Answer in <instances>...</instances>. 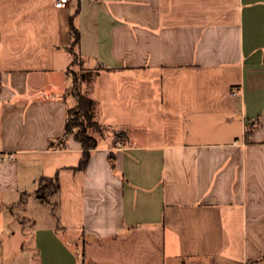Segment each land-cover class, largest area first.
Listing matches in <instances>:
<instances>
[{"label": "crops", "instance_id": "0c3cea01", "mask_svg": "<svg viewBox=\"0 0 264 264\" xmlns=\"http://www.w3.org/2000/svg\"><path fill=\"white\" fill-rule=\"evenodd\" d=\"M72 21L123 132L85 169ZM0 264H264V0H0Z\"/></svg>", "mask_w": 264, "mask_h": 264}, {"label": "trees", "instance_id": "16d2710c", "mask_svg": "<svg viewBox=\"0 0 264 264\" xmlns=\"http://www.w3.org/2000/svg\"><path fill=\"white\" fill-rule=\"evenodd\" d=\"M72 41L68 46V49L72 55L71 64L75 61V56L80 55L78 46L80 43V32L77 26L72 21L71 24ZM100 68H108L107 66H99ZM68 74L70 69L68 68ZM78 76H75L71 82L73 86V94L76 98V103L68 107V115L66 121V130L62 137L52 139L50 141V147H64L70 134L82 143L83 155L79 162L78 168L85 169L92 149L98 145V139L96 136L89 133V126H93L98 132H103L102 124L95 119L96 115V103L95 100L89 97L86 93L77 89ZM253 129V124L247 127L246 135L250 138V133ZM123 133V132H121ZM117 138L120 136L116 135ZM110 157L113 159V152L110 153ZM60 189V179L58 175L55 176H42L39 180L38 186L35 190L37 197L41 199H50V196L57 194ZM57 204V203H55Z\"/></svg>", "mask_w": 264, "mask_h": 264}, {"label": "rangeland", "instance_id": "374dc122", "mask_svg": "<svg viewBox=\"0 0 264 264\" xmlns=\"http://www.w3.org/2000/svg\"><path fill=\"white\" fill-rule=\"evenodd\" d=\"M68 58L69 60L71 59V56L68 55ZM93 66V63L92 61H87L85 62V60L81 57V55H76L75 56V61L70 64V74H69V78H70V84L68 86V89H67V94L70 98H74V94H73V86L71 85V82L73 80V78L75 76H78L79 80H78V84H77V89H79L81 92L83 93H90V94H94V95H100L101 93V85L99 83V79L96 80L97 83H96V87L94 88L95 90V93H94V90L90 89V87L88 86V82L90 81V77L91 75L95 78H97V73L94 69ZM90 89V90H89ZM155 90V88H154ZM157 90H155L156 92ZM104 93V92H103ZM107 93V92H106ZM72 96V97H71ZM72 98V99H73ZM75 98L72 100L74 103H76L75 101ZM95 103H96V115H95V119L99 121V117H98V111L100 110V105L98 104V101L95 100ZM100 122V121H99ZM101 123V122H100ZM102 126H103V132H98L93 126H89L88 130H89V133L92 134V135H98L100 137H104L106 135L111 133V136H114L116 137V135H120L121 132H115V133H112L109 129V126L108 124L106 123H101ZM110 131L109 133H106L107 131ZM102 140H104L102 138ZM36 198L39 200V203H37L36 205H33L30 203L29 207H28V210L30 212H46L47 210H51L53 212L56 211V204H55V200H56V194H53L50 196V199H41L39 197H37V195L35 194ZM27 197V196H26ZM21 199H25V195H22L21 196ZM26 224V227L28 228H31V221L30 220H26L24 222Z\"/></svg>", "mask_w": 264, "mask_h": 264}, {"label": "built area", "instance_id": "2783aa9c", "mask_svg": "<svg viewBox=\"0 0 264 264\" xmlns=\"http://www.w3.org/2000/svg\"><path fill=\"white\" fill-rule=\"evenodd\" d=\"M70 0H55V5L57 7L65 6Z\"/></svg>", "mask_w": 264, "mask_h": 264}]
</instances>
